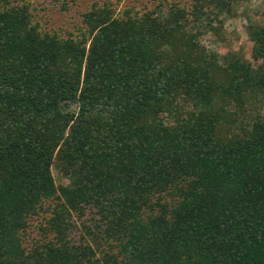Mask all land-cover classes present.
Wrapping results in <instances>:
<instances>
[{
    "label": "trees",
    "instance_id": "trees-1",
    "mask_svg": "<svg viewBox=\"0 0 264 264\" xmlns=\"http://www.w3.org/2000/svg\"><path fill=\"white\" fill-rule=\"evenodd\" d=\"M235 2L0 0V264H264V16L255 67L200 41Z\"/></svg>",
    "mask_w": 264,
    "mask_h": 264
},
{
    "label": "rangeland",
    "instance_id": "rangeland-1",
    "mask_svg": "<svg viewBox=\"0 0 264 264\" xmlns=\"http://www.w3.org/2000/svg\"><path fill=\"white\" fill-rule=\"evenodd\" d=\"M35 6L36 18L40 19L46 27L51 28H70L73 24L80 20V12L86 5L93 0H66L68 4L67 11H60V2L54 0H32ZM117 1V0H112ZM120 8L129 4H140L147 0H118ZM232 5V12L235 16H227L223 20L221 34L223 42L220 44L215 41L210 33L201 36V44H203L210 53L222 54L227 48L230 51H241L246 59L255 67L259 62L255 61L251 56V42L246 34V26L249 22H259L264 16V0H236ZM261 113H264V99H262L259 107ZM52 174L56 184H65V180L55 169L52 168Z\"/></svg>",
    "mask_w": 264,
    "mask_h": 264
}]
</instances>
